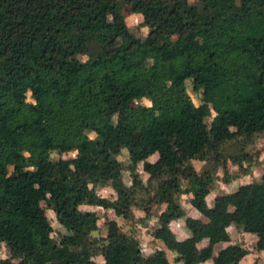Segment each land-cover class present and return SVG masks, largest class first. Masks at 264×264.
Instances as JSON below:
<instances>
[{"label": "trees", "instance_id": "16d2710c", "mask_svg": "<svg viewBox=\"0 0 264 264\" xmlns=\"http://www.w3.org/2000/svg\"><path fill=\"white\" fill-rule=\"evenodd\" d=\"M121 3L140 15L142 37ZM185 79L200 85L198 103ZM262 129L264 0H0V242L20 257L0 264H169L163 251L144 255L114 218L104 220L105 235L92 236L94 213L79 207L128 218L131 196L147 189L136 165L160 148V162L146 168L155 180L148 200L163 203L150 234L173 261L199 263L210 244L230 240L229 224L264 249V179L215 194L209 206L211 173L190 161L215 163L231 141L226 156L240 165L250 159L245 137ZM121 148L125 163L116 158ZM52 151L73 153L44 162ZM180 178L205 221L185 214ZM105 183L113 198L95 191ZM37 191L63 232L52 235L33 215ZM179 217L209 245L176 238L169 222ZM98 243L101 263L91 254ZM247 252L227 243L213 264H238Z\"/></svg>", "mask_w": 264, "mask_h": 264}, {"label": "rangeland", "instance_id": "374dc122", "mask_svg": "<svg viewBox=\"0 0 264 264\" xmlns=\"http://www.w3.org/2000/svg\"><path fill=\"white\" fill-rule=\"evenodd\" d=\"M186 2L196 3L197 0H186ZM120 10L124 13L125 23L129 27V29L136 36L142 37L147 31V27L141 25L140 15L137 12L131 11L130 6L127 3H121ZM159 42L160 39L154 40V43ZM185 86L192 101L194 103H198L199 91L201 89L200 85L196 83L193 84L189 79H185ZM193 88H195V90ZM145 102L146 100L142 103ZM206 120H209V116L206 118ZM244 140L245 142L243 146L244 149L249 153L250 159L241 162L240 165L232 163L226 156L229 152H235L234 143L231 141H227L222 144L221 151H223L224 156H221L215 163L211 159L202 160L198 158L197 155L191 156L190 161L196 171L200 172L202 170H206L209 174L211 173V190L206 195V199L209 202L212 201V192L219 193L224 191H232L237 187L249 184L253 180L264 179V129L259 132L253 133L252 135H247ZM72 153L73 152L70 151L61 153L52 151L44 159V162L52 161L58 159L59 157L70 156L72 155ZM161 153L162 149L160 148L154 153L148 155L144 160H141L137 163L136 169L138 175L141 178L142 182L146 185L147 189L138 190L131 196V215L128 218L116 216L113 214L111 209H105L101 206L82 204L80 205V208L89 209L94 213L95 218L92 222V230L90 232L92 236L100 237L105 235L106 230L104 220L106 218H114L117 223L118 231L126 238L138 242L144 255L150 257L153 256L157 251H163L168 258L169 264H179L180 262L173 261V255H171L173 252L167 249L160 241L154 239L150 234V230L155 224V216L162 209L163 203L158 201L152 203L148 200L149 194L153 192L155 180L146 171V168L153 162H160ZM181 155L182 154L180 153V156ZM116 158L125 163L127 161V149L121 148L120 152L116 155ZM121 177L124 183L128 184L130 182L128 170H122ZM186 186L187 181L183 178H180L179 189L176 193L179 203L184 208L185 214H191L192 210L188 201L189 192H186L184 190ZM95 191L97 192V194L108 198H113L115 196V193L110 187L109 183L96 185ZM43 197L44 194L42 192H36V201L33 207V215L39 222H47L51 225L52 235L63 232L64 229L55 220L53 211L50 208L45 207ZM142 199L146 201L144 202L147 209L146 215L138 204L142 201ZM193 213L194 215H196L195 212ZM199 217L200 218L198 219L203 218L201 215ZM175 221L176 219L173 220L172 227L176 231H178V229H181V232H176L178 237H181L182 231H184L187 226L184 220L180 218L176 222ZM178 223L180 226H178ZM233 235L234 242H238L244 245L249 252V254L245 258H243V260H240V264H264V253H262V255L255 253L257 249H255L254 247L253 235L245 236L236 233H233ZM209 253H211V251H209ZM91 254L92 258L96 262H102L101 256L99 254V243L91 250ZM5 257H9L12 261H17L20 258L17 256H10L4 246V243L0 242V259H3ZM50 264H63V259L58 258Z\"/></svg>", "mask_w": 264, "mask_h": 264}, {"label": "crops", "instance_id": "0c3cea01", "mask_svg": "<svg viewBox=\"0 0 264 264\" xmlns=\"http://www.w3.org/2000/svg\"><path fill=\"white\" fill-rule=\"evenodd\" d=\"M254 181H256V180H254ZM210 190H211V189H210ZM210 190H209V191H210ZM224 192H227V191H224ZM208 193H209V192H208ZM208 193H207V194H208ZM212 193H213V196H212V201H211V202H209V201L206 199V196H205L206 203H207V205H209V206H210V205L212 204V202H213V197H214V195H215V194H218V193H214V192H212ZM219 193H220V192H219ZM207 194H206V195H207ZM188 196H190V193H189ZM81 205H82V204H81ZM189 205H190V203H189ZM79 207H80V205H79ZM190 208H191V210H192L191 214L188 213V214H186V215H188V216H190V217H193V218H200V217H199L200 215H199V213L196 211V209H194L191 205H190ZM88 210H89V209H88ZM193 212H195L196 215H194ZM179 218L182 219V220H184V219L181 218V217H179ZM179 218H175L176 221L179 220ZM175 219H172V220L169 222V226H170L171 230L174 232L176 238L181 239V238H183V237H185V236H187V235H193V236L196 237V245H197L198 247L203 248V247H207V246L209 245L208 242H207V239H206L205 237H199V236H196L195 233H193L192 231H190V229L187 228V227L185 228L184 231H182V236H181V237H178V235H177L176 232H181V229H178V231H176V230L173 229V227H172V222H173V220H175ZM200 220L205 221V219H203V218H201ZM176 221H175V222H176ZM178 226H180L179 223H178ZM187 229H189V230H187ZM226 230H227V232H228V234H229V238H230V240H229V241H218V242H216V243H214V244H210L209 246H210V251H211L212 254L209 253V256H208V257L202 259V261H200V262L197 263V264H212V263H213V260H214V258H215V256H216V253H217L218 249L221 248V247H223V246L226 245L227 243H232V242H234V240H233V238H234L233 233H236V234H242V235H245V236L253 235V236H254V238H253L254 242H255V240H256V236H255L254 234H251V233H248V232H244V231H239L238 229H236V228L234 227L233 224H229V225L226 227ZM154 239H155V238H154ZM156 240H158V239H156ZM158 241H159V240H158ZM237 243H238V242H237ZM241 245H242V244H241ZM242 246H244V245H242ZM244 247H245V246H244ZM255 253H257V254H259V255H262V253H264V249L257 250ZM248 254H249V252H247L242 258H240V260H243V258H245ZM171 255L174 256V253H172ZM167 259H168V258H167ZM240 260L238 261L239 264H240ZM176 262H180V261H176ZM179 264H182V263L180 262Z\"/></svg>", "mask_w": 264, "mask_h": 264}]
</instances>
